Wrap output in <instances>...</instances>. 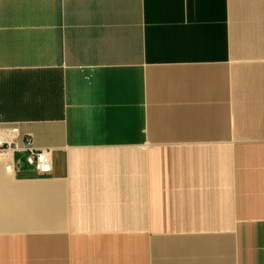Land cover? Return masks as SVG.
Returning a JSON list of instances; mask_svg holds the SVG:
<instances>
[{"label": "crops", "instance_id": "obj_1", "mask_svg": "<svg viewBox=\"0 0 264 264\" xmlns=\"http://www.w3.org/2000/svg\"><path fill=\"white\" fill-rule=\"evenodd\" d=\"M0 264H264V0H0Z\"/></svg>", "mask_w": 264, "mask_h": 264}, {"label": "built area", "instance_id": "obj_2", "mask_svg": "<svg viewBox=\"0 0 264 264\" xmlns=\"http://www.w3.org/2000/svg\"><path fill=\"white\" fill-rule=\"evenodd\" d=\"M23 153L27 166L41 173L52 170V149L34 146L30 135L22 134L17 125L0 124V159L5 161L7 172L13 173L15 169L16 154Z\"/></svg>", "mask_w": 264, "mask_h": 264}]
</instances>
